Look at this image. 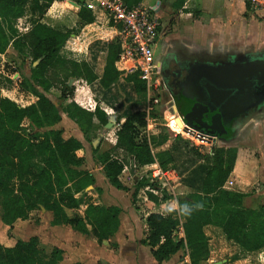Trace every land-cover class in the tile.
Here are the masks:
<instances>
[{"label": "trees", "instance_id": "obj_1", "mask_svg": "<svg viewBox=\"0 0 264 264\" xmlns=\"http://www.w3.org/2000/svg\"><path fill=\"white\" fill-rule=\"evenodd\" d=\"M53 1L64 0H0V53L10 46L36 63L31 68L30 79L20 82V87L26 90H32V83L49 92L56 77H61L65 92L68 90L65 83L70 77L82 78L87 82L97 79L86 63L67 61L60 56L59 49L67 33L51 29L36 20L27 32L20 34L17 31L15 23L24 15L27 3L30 2L33 9L43 13V8ZM122 1L133 6L142 0ZM78 17L85 23L101 24L106 21L103 13L94 16L84 4L80 6ZM119 53V43L109 41L104 71L99 79L101 86L108 88L120 77L133 83L137 93H144L145 84L139 78V71L115 69L114 63ZM1 89L0 83L1 222L11 227L17 220H26L32 210L42 206L52 213V225L69 226L83 235H90L97 242L112 237L120 225L119 208L88 204L83 217L67 214V210L78 208L76 195L93 185L94 178L80 169L84 159L76 156L75 152L82 147L81 143L73 137H66L63 130L50 129L60 120V112H63L86 137L90 131L106 125L107 115L98 107L89 112L74 102L64 105L65 94L57 98L61 101L60 105L42 94L34 103L21 107L2 96ZM252 105L251 108H257V113H264L263 103L255 102ZM25 122L35 129L45 130L41 134L29 135L24 128ZM146 124L144 111L128 114L116 132L115 145L108 152L94 156V160L102 165L105 178L116 189L128 190L120 179L124 165L131 162L136 170L155 162L156 157L150 149L155 138H148L142 133ZM37 137L40 138L39 142H36ZM179 139L177 135L172 151L176 150ZM233 139V136L225 133L218 136V142L222 145ZM37 147L40 148L39 153L36 152ZM191 150L195 157L202 160L206 157L205 154L201 156L195 148ZM235 153L234 150L228 153L213 148L211 156L215 157L214 162L210 165L200 164L194 170L196 179L185 184L194 191L188 195V202L183 204L193 208L191 215L182 214L181 205L177 210L146 216L147 234L142 243L150 247L156 262L168 259L183 245L189 251L191 264L206 260L209 251L203 228L214 225L222 230L228 240L248 252H255L258 264H264V205L257 209L246 208L242 201L248 194L223 189L232 171ZM158 157L162 166L173 161L171 152ZM36 158L40 159L39 165L35 163ZM193 182L197 183V187L192 185ZM147 184V179H137L132 197ZM162 193L163 200L170 198L165 191ZM149 197L153 199L151 194ZM180 231L183 237L178 238ZM39 251L36 237L18 240L12 247L0 243V264H59L62 260L59 249L52 248L48 260H42Z\"/></svg>", "mask_w": 264, "mask_h": 264}, {"label": "crops", "instance_id": "obj_2", "mask_svg": "<svg viewBox=\"0 0 264 264\" xmlns=\"http://www.w3.org/2000/svg\"><path fill=\"white\" fill-rule=\"evenodd\" d=\"M86 1H53L43 8V13L33 9L29 2L25 6L24 15L17 19L15 27L20 34H23L36 20L51 29L67 33L68 36L59 49L60 56L67 61L86 63L97 79L87 82L82 78L70 77L65 83L68 88L66 92L62 89L61 77H56L49 92H44L42 88L32 83V90L23 89L20 87V82L23 79H30L31 68L36 63H32L30 57L18 54L9 46L4 53H0V59L6 56L12 60H19V65L11 71L14 80L10 75L3 78L6 82L1 84V94L19 106L25 107L34 103L40 95L48 96L57 89L60 91V94L56 96L57 105L61 103L57 98L65 94L64 105L74 102L89 112H93L98 107L107 115L110 126L105 125L102 129L90 131L86 137L63 112H60V120L50 129L63 130L66 137H73L81 143L82 147L75 152L76 156L84 159L80 169L87 171L94 178L93 185L76 195L79 202L78 208L67 210V214L83 217L88 204L114 206L120 209V225L112 237L97 242L90 235H83L69 226L52 225V213L39 206L30 212L26 220H17L11 227L3 224L0 219V243L5 247H12L18 240L24 241L36 237L40 250V243L45 240L43 239L45 236L51 249L56 248L61 251L62 260L59 264H191L189 251L185 245L168 259L158 263L152 257L150 247L142 243L147 234L145 218L149 213H163L168 209L177 210L188 202L185 192H191V188L181 184L178 174L173 169V161L162 166L158 157L165 153H172L171 147L177 135H181V138L185 140L188 139L181 133V129L178 132L172 126L173 122L177 121V116L171 118V115L161 108V104L168 105L169 103H166L169 100L166 103L161 100V104H151V109L147 110V98L152 97V93L147 94L146 89L144 93H137L133 83L126 82L120 77L108 88L101 86L99 79L104 71L107 43L109 41L119 43V32L116 25L108 23L107 20L101 24L83 22L78 17V11L81 4L85 6ZM180 1H182L181 4ZM139 4L149 8L159 20V35L153 47V54H157L154 57L159 63L161 57L182 63L192 61L199 54L206 53L204 55L210 57L214 64L223 65L231 57L241 61L243 58H248L251 52L264 53V14L254 13L240 0H142ZM28 7L31 13H28ZM99 12H92V14L95 16ZM114 67L118 71H132L128 62L119 60V55ZM12 84L18 88L7 87ZM24 92L30 94L31 100L26 104H20L17 95L23 97ZM176 106L178 108L177 103ZM156 110L159 111L156 112ZM136 111L146 113L147 124L142 133L148 138H155L150 149L156 159L154 163L136 170L131 162L129 165H124L120 176L128 189L124 191L116 189L108 182L103 174L102 165L94 160V156L108 152L115 145L119 126L128 114ZM252 115L255 119L248 120L247 125L257 123L264 126V119L257 118L259 113ZM241 126L238 125L236 128L240 129ZM94 150H97L96 154ZM235 154L232 171L223 189L248 194L242 201L244 207L249 201L255 200L260 203L259 205H264L263 191H257V194L252 195L251 190L246 189L249 186L244 178H247L249 173L241 161L243 153L239 149ZM261 160L263 163L259 177L264 174L263 154ZM155 165L166 170L171 179L168 180L169 186L164 189L159 190L158 182L152 183L146 178V171ZM126 171L133 179V186L137 179L145 178L148 181L146 186L137 191L134 198L132 197L134 189L130 192V187L123 180ZM139 173H141L140 176H138ZM178 186L184 189V192H180L183 195L174 191ZM144 191H148L146 197L141 194ZM163 191L170 195L169 199H162ZM150 194L153 199H150ZM80 198L83 200L80 201ZM141 198L143 201L138 200ZM258 207L256 204L248 208L257 209ZM146 209L149 211H145ZM203 232L208 241L209 255L199 264H258L255 252H248L228 240L219 227L206 225ZM181 237L183 234L180 231L178 238ZM48 259L47 257L45 260Z\"/></svg>", "mask_w": 264, "mask_h": 264}, {"label": "rangeland", "instance_id": "obj_3", "mask_svg": "<svg viewBox=\"0 0 264 264\" xmlns=\"http://www.w3.org/2000/svg\"><path fill=\"white\" fill-rule=\"evenodd\" d=\"M148 1H150V0H148ZM27 9H28V13H31L29 10L30 7H28ZM258 20H260V19H258ZM184 53L187 54L186 51H184ZM254 53H259V52L256 51ZM203 54H206V53H203ZM156 55L157 54L155 53L154 56H156ZM202 56L208 57L206 55H202ZM161 58L162 59H160V62L163 61V57H161ZM252 58H264V53H259L256 55H250V56H248V58H245V59L243 58L242 60L248 61V60H251ZM235 60H237L235 57H231V58L227 59L225 62L229 63V62H234ZM18 61L12 60L11 58H7L6 56L4 58L0 59V83L1 84L6 82L4 80L5 76L10 75L12 77L11 71L13 70V68H15L19 65ZM162 64L163 63L161 62V65ZM161 69H163V67L161 68V66H160V71H161ZM160 77H161V74H160ZM14 79L15 78L12 77V80H14ZM162 81H163V79H162ZM7 87H10L11 89L12 88L13 89L18 88L15 84L8 85ZM59 94H60V91L55 89L51 94L48 95V97H50V99H52L54 103L58 104V101L56 100V96H58ZM153 94L158 96V98L165 103L167 100L170 101L168 105H165L164 103H162V104L160 103L162 105L161 108L163 109V111H166V113H169L171 115L170 116L171 118H172V116H177L178 119H177V121L173 122L172 126H174L175 128H179V130H180L182 128V125L186 124V123H185L184 119L182 118V116H181V114H180V112L176 106V103L178 105V101L175 98L174 94L171 92L170 88L166 84H164L162 89L153 90ZM22 95H23V97L17 95V97H19L18 99L20 100L19 101L20 104H26L27 102H29L31 100L29 93L24 92V94H22ZM162 109H160V110H162ZM158 111L159 110H156V112H158ZM160 112H162V111H160ZM257 116H258L257 118H260L261 120L264 119V113L257 115ZM252 118L255 119L253 115H249V117H248V115H246L243 119L244 123L242 124L240 129H238L239 128L238 127L232 133V136L234 139L230 142L225 143V145H222V143L216 141V143L212 147V150H213V148H215V151H217V150L220 151L222 149L224 152H228V153L231 150H234L236 152L237 150L240 149L242 151L243 155L241 157V161H242L243 166H246L247 172L249 173L247 175L248 177L244 178V181L247 182V185L249 186V187H246V189L251 190V192H252L251 194L253 195V194H257L256 193L257 191H259V192L263 191L264 192V174L259 177V173L262 169V163H263L261 160V157H262V154L264 155V126H263V124L261 126V124H257V123H254V124L250 123L247 125V123L249 122L248 120H250ZM68 120H70V119H68ZM24 128L27 130V133L29 135H34V134H38V133L41 134L43 132V129H41V130L35 129V128L31 127L29 125V123L27 124L26 122L24 123ZM179 130H178V132H179ZM179 138H180L179 141L176 143V150L172 151V153H171L173 156V169L178 174L181 184L186 186L188 183H190V180L196 179V174H194L193 172L197 168V166H199L200 164L210 165L214 162L215 157L212 158V156L210 154H208V150L206 149L207 148L206 144H205V146L204 145L199 146L198 145L199 142H196V141L193 142V141L185 140V139H183V137L181 138V135L179 136ZM36 140H37L36 142H39L40 138L37 137ZM191 148H195L197 152H200L201 156H202V154H205L206 157L203 160H202V158L195 157ZM39 151H40V148L37 147L36 152L39 153ZM35 163L37 165H39L40 159L36 158ZM140 174L141 173H139L138 176H140ZM257 178H259V180ZM123 180H124V182H127V185L130 187V192H132L134 189L133 179L130 178L128 171H126L124 173ZM192 185L194 187H197L196 182H193ZM174 191L177 194L183 195L180 192H184V189H182L180 186H178V187H175ZM193 191L194 190L191 188V192H193ZM191 192H189V193L185 192V196L188 198V195ZM141 194H143V196L146 197L148 195V191H144ZM79 200L81 201L83 199L80 198ZM138 200L143 201V198L138 199ZM256 204H257V206H260L259 205L260 203H258L256 200L255 201H249L246 205V208L254 207ZM153 209H154V207H153ZM157 209H159V208H157ZM145 211H149V210L146 209ZM43 239H45V240H43L40 243L39 257L42 260L43 259L45 260L47 257L49 258V252L51 250V247L48 244L45 236H43ZM74 242H76V240H74Z\"/></svg>", "mask_w": 264, "mask_h": 264}, {"label": "water", "instance_id": "obj_4", "mask_svg": "<svg viewBox=\"0 0 264 264\" xmlns=\"http://www.w3.org/2000/svg\"><path fill=\"white\" fill-rule=\"evenodd\" d=\"M163 67L162 65H160ZM180 70L174 71L179 75ZM180 114L194 130L214 137L226 132L225 121L244 115L253 105H246L241 94L250 91L257 104L264 98V59L245 65L206 62L186 73L181 81ZM110 126V121L106 127Z\"/></svg>", "mask_w": 264, "mask_h": 264}, {"label": "built area", "instance_id": "obj_5", "mask_svg": "<svg viewBox=\"0 0 264 264\" xmlns=\"http://www.w3.org/2000/svg\"><path fill=\"white\" fill-rule=\"evenodd\" d=\"M240 1L254 13L264 14V0ZM85 7L94 13L102 12L107 22L118 28L119 60L128 62L132 71H139V78L145 84L146 93H152V97L147 98V110L151 109V104L160 103L158 96L153 94V90L163 88L160 63L153 54V47L159 35L158 18L149 8L141 4L128 6L122 0H87ZM180 131L188 140L199 142V146L206 144L208 154L212 155L216 137L194 130L186 124L182 125ZM146 178L152 183L158 182L159 190L168 187V180H171L168 172L157 165L146 171Z\"/></svg>", "mask_w": 264, "mask_h": 264}, {"label": "flooded vegetation", "instance_id": "obj_6", "mask_svg": "<svg viewBox=\"0 0 264 264\" xmlns=\"http://www.w3.org/2000/svg\"><path fill=\"white\" fill-rule=\"evenodd\" d=\"M256 54H259V53H250V55H256ZM204 55L203 53L199 56H196V58L194 60H189L187 62H180V61H173V60H170L169 58H163V61H161L163 64V69H161V77L163 79V82L170 88L171 92L174 94L175 98L177 99L178 101V108H183V103L181 101V81L182 79L184 78V76L186 75L187 72H189L190 70L192 71L193 69L199 67L200 65L206 63V62H213L214 61L210 58V57H205V56H202ZM260 59H264V58H252L251 60H235L234 62H230V63H226V64H223V65H227V64H230V65H234V64H241V65H245L247 63H249L250 61H258ZM161 62H160V65H161ZM162 68V67H161ZM176 70H180V74L177 75V74H174V71ZM240 98H242V102L244 104H246L247 106L249 105H252L255 103V97L252 96L250 94V91H246L244 92L243 94H241ZM264 104V98L262 100V102L260 104ZM257 108L254 107L253 108H250L248 109V111L244 114V115H240L238 118L228 122V121H225L224 123V126H225V129H226V132H225V135L228 134V135H231L235 130H236V127L238 125H242L243 123V119L246 115H251V114H256L257 113ZM180 110V109H179ZM210 134V133H209Z\"/></svg>", "mask_w": 264, "mask_h": 264}, {"label": "clouds", "instance_id": "obj_7", "mask_svg": "<svg viewBox=\"0 0 264 264\" xmlns=\"http://www.w3.org/2000/svg\"><path fill=\"white\" fill-rule=\"evenodd\" d=\"M196 207H199V205H197ZM168 211L170 212L171 209H168ZM192 211H193V208L187 204L183 205V207L181 208V213L184 215H191Z\"/></svg>", "mask_w": 264, "mask_h": 264}, {"label": "bare ground", "instance_id": "obj_8", "mask_svg": "<svg viewBox=\"0 0 264 264\" xmlns=\"http://www.w3.org/2000/svg\"><path fill=\"white\" fill-rule=\"evenodd\" d=\"M68 5H70V4H68Z\"/></svg>", "mask_w": 264, "mask_h": 264}]
</instances>
